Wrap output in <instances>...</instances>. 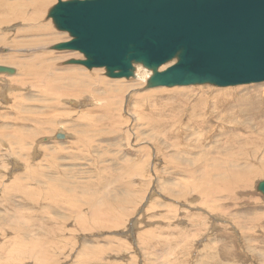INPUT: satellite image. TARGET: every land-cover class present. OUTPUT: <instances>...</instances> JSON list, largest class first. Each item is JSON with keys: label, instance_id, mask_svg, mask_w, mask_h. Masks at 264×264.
Segmentation results:
<instances>
[{"label": "rangeland", "instance_id": "374dc122", "mask_svg": "<svg viewBox=\"0 0 264 264\" xmlns=\"http://www.w3.org/2000/svg\"><path fill=\"white\" fill-rule=\"evenodd\" d=\"M52 1L44 17L52 33H38L37 25L29 27L20 18L1 24L0 40L10 43L0 45V56L49 55L54 58L45 60L49 80L74 87L87 102L44 95L43 88H35V75L0 63V264H264V196L257 190L264 172L254 173L248 189L246 175H230V186L216 184L229 178V168L257 171L253 161L233 165L234 159L245 163L251 153L255 163L264 162V83L190 86L177 94L159 93L167 87L149 84L129 89L142 82L110 78L104 68L70 65L85 59L79 52L47 50L72 40L48 16L59 0ZM4 2L10 10L23 7V0ZM20 10L24 15L26 10ZM52 38L56 41L43 43ZM17 41L39 43L17 50L11 45ZM35 63L40 67V60ZM62 75L71 81L64 83ZM123 86L128 90L123 107L106 113V93ZM144 90L156 93L130 101ZM230 92L238 101L228 113L230 124L224 121L228 130L217 124L199 132L187 128L194 105L215 94L228 101ZM236 126L250 129L233 133ZM249 134L257 143L246 149ZM16 135L25 139L23 145ZM76 138L84 144L77 146ZM218 185L220 192H212Z\"/></svg>", "mask_w": 264, "mask_h": 264}, {"label": "water", "instance_id": "95a60500", "mask_svg": "<svg viewBox=\"0 0 264 264\" xmlns=\"http://www.w3.org/2000/svg\"><path fill=\"white\" fill-rule=\"evenodd\" d=\"M50 18L72 40L47 50L79 52L70 64L110 78L140 65L155 89L264 83V0H60Z\"/></svg>", "mask_w": 264, "mask_h": 264}, {"label": "bare ground", "instance_id": "6f19581e", "mask_svg": "<svg viewBox=\"0 0 264 264\" xmlns=\"http://www.w3.org/2000/svg\"><path fill=\"white\" fill-rule=\"evenodd\" d=\"M22 1V0H21ZM26 1V0H25ZM49 1L50 0H28V3H27V1H26V4H24V0H23V3H21V2H18V3H21V5L23 4V7H20L19 9L17 8V9H14V6L12 7L11 5V8H13V9H11L10 10V7H9V2H7V3H9L8 5H7V3L6 2H4V0L2 1V0H0V25L1 24H9V23H11V22H16V23H18V21H19V18H20V21L22 22V23H24L25 25H30V24H35V25H37V27H33V28H37V30H36V32H38V33H41V34H46V35H48V34H51L52 33V28L50 27V22L49 21H46L45 20V15H46V10H47V8H48V5H49ZM52 1V0H51ZM60 1V0H59ZM59 1H58V3H59ZM17 2V1H16ZM53 2V1H52ZM64 2V1H63ZM5 3V4H4ZM58 3H54V4H58ZM15 5V7H16V5L17 4H14ZM20 5V4H19ZM20 5V6H21ZM27 5V6H26ZM55 5V6H56ZM50 6V5H49ZM54 6V7H55ZM17 7H18V5H17ZM51 7V6H50ZM53 7V8H54ZM53 8H51V10L53 9ZM20 9H23L22 11L24 12V9L26 10L25 11V14H26V12L27 11H29V12H31V13H27V15H22V14H20L19 13V11L21 12V10ZM49 10V9H48ZM50 10V11H51ZM22 13V12H21ZM2 14H4L3 16H2ZM19 14H20V16L22 17H20L19 16ZM48 16L50 17V12L48 13ZM48 20V19H47ZM52 22H53V20H52ZM54 23V22H53ZM55 25V24H54ZM34 26V25H33ZM30 27V26H29ZM32 30H34V29H32L31 28V31ZM28 31V30H27ZM26 31V32H27ZM31 31H28V32H31ZM25 32V31H24ZM34 32V31H33ZM27 34V33H26ZM3 39V38H2ZM54 38H52V39H50V40H48V41H46V42H44L43 41V43L45 44V43H48L49 41H52V42H54V41H56V40H53ZM57 39V38H56ZM9 44L10 42L9 41H7V39H4V40H0V45H5V44ZM39 42L37 41V42H35L34 44H38ZM34 44H29V45H27V44H23V43H21V42H16V43H13L12 42V47L14 48V49H17L18 50V48H26V47H29V46H31L32 47V45H34ZM23 45V46H22ZM40 47H43V46H40ZM39 47V48H40ZM46 47V46H45ZM45 47H43V48H45ZM29 50V49H28ZM5 57V59H2L3 58V56L1 57L0 56V63L1 62H4L5 64H7V65H9V64H16V65H18L19 67H20V69L22 70V73L23 74H25V75H28V74H30L29 76H33V75H35L34 77H35V80H36V83H35V88H36V90H39V89H41V88H43L44 89V95H49L50 96V93L51 94H54V95H58L60 98L59 99H61V98H65V99H67V100H72L71 102H87L86 101V99L82 96V95H80V94H77V93H75V89H74V87H70V86H68V87H64V86H61V85H58V84H54V83H52L50 80H49V73H50V67L48 66V65H45V60H46V58L47 59H54V58H51L49 55H46V54H44V55H36V56H33V57H24V58H20L17 54H10V55H6V56H4ZM63 57H66L67 58V56H63ZM63 57H58V56H55V58H63ZM19 60V61H18ZM37 60H40V64L41 65H39L40 67H36L35 65H36V63H35V61H37ZM84 60H86V58L84 59ZM84 60H80V61H84ZM66 64H68V63H66ZM70 64V63H69ZM69 64H68V66H69ZM3 65V64H2ZM64 65H65V63H64ZM71 65V64H70ZM61 66V65H60ZM66 66V65H65ZM82 66V65H81ZM65 68V67H64ZM74 70V69H73ZM73 70H69V71H73ZM136 71V70H135ZM6 72V71H5ZM93 72H97V73H100L99 71H93ZM1 73V72H0ZM7 73V72H6ZM33 74V75H32ZM150 74H151V72H149L147 69H145L144 67H141L140 65L138 66V70H137V73L135 74L134 73V76L132 77V79H131V82H135V81H141L142 82V84L141 83H136L135 85H132V86H130V88L129 89H133V88H135L136 89V87H138V89H140V88H143L146 84L148 85V82H149V76H150ZM151 78V77H150ZM59 79H61L64 83H69L70 81H71V79L72 78H70V77H68V76H66V75H62V76H60L59 77ZM122 83H120L119 85H121ZM125 89H127V86H123L122 88H120V89H118V92L117 93H115V90L114 91H109L108 93H106V98L109 100V103H108V106H107V108L105 109L106 110V113H109V110H110V107H117L118 106V104H121V106L123 107V98L124 97H126L125 95H127V92H128V90L127 91H124ZM138 89H136V90H138ZM152 89H154V88H152ZM201 89V88H200ZM134 90V89H133ZM132 90V91H133ZM161 90V89H160ZM188 90V88H185V87H183V88H178V87H175V88H166V89H164V90H161L159 93H161V92H166V93H170V92H173V94H177L178 92H180V93H182V92H186ZM230 90V89H229ZM47 92V93H46ZM50 92V93H49ZM144 92H145V90H144ZM226 92V91H225ZM132 93V92H131ZM136 94H135V96H133V97H131L130 96V98L132 99V100H130L131 102L133 101V100H135V103L136 102H140V101H143V100H148V97H145L147 94H150L151 93V95H155V91L153 90V91H147V93L145 92L144 93V95L143 94H139V95H137L138 93L137 92H135ZM222 93H223V90H222ZM134 94V93H133ZM230 94H231V98H229L228 99V101H225L224 99H223V95H221V94H215L213 97H208V99L207 98H203L199 103H197L196 105H194L193 107H192V113L190 114V116H188L190 119H189V121H188V123L186 124L187 125V128L188 129H194V130H197L198 132H199V130H204L205 128H211V129H213L214 127H215V125L217 124V125H220V129H222L221 131H224L225 129H227L228 130V128H227V125L225 124V122L224 121H228V123L230 124V122H229V112H232L233 110H235L236 109V107H237V101L238 100H234L233 99V95L234 94H232V92H230ZM53 95V96H54ZM48 97V96H47ZM15 99V98H14ZM47 99H49V98H47ZM57 100V99H56ZM52 101V100H51ZM119 101V102H118ZM125 101V100H124ZM129 101V100H128ZM54 102V101H53ZM75 104V103H74ZM86 104V103H85ZM57 105V104H56ZM76 105V104H75ZM111 105V106H110ZM54 108V107H53ZM137 109H141V106L140 105H138L137 106ZM215 113H216V115H215ZM231 117V116H230ZM248 117H250V116H248ZM216 118H218V120L217 121H220V122H217L216 121ZM253 118H255V117H253ZM27 119V118H26ZM25 119V120H26ZM87 119V118H86ZM92 119H96V118H92ZM14 120V119H13ZM232 120V119H231ZM92 121V120H91ZM90 121V117L87 119V122L88 123H90V125H88V126H91L92 128H94V125H93V123ZM94 122L96 121V120H93ZM160 121V120H159ZM233 121H235V120H233ZM253 121V120H252ZM33 122V121H32ZM87 123V124H88ZM96 123V122H95ZM162 123H164V122H162ZM191 123V124H190ZM234 123V122H233ZM263 123V122H262ZM80 124V123H79ZM160 125V122L159 123H157V125ZM236 124V123H235ZM256 124H258V125H261V122L260 123H256ZM234 125V124H233ZM237 125V124H236ZM245 125H246V123H245ZM31 126V125H30ZM84 126V125H83ZM87 127V126H86ZM91 127H87L88 129H90ZM96 127V126H95ZM161 127V126H160ZM82 128V127H81ZM159 128V127H158ZM157 128V129H158ZM218 128H219V126H218ZM217 128V129H218ZM37 129H38V127H37ZM41 129V128H40ZM231 129V128H230ZM239 129H241V131H243V130H246V132H249V129H250V127H248V126H246V127H242V126H236V128H233V133L234 132H236V130H239ZM91 130V129H90ZM79 131V130H78ZM83 130H81V132H82ZM155 131H159V130H156V127H155ZM17 132V131H16ZM157 132H156V134H157ZM245 132V133H246ZM264 132V131H263ZM200 133H201V131H200ZM204 133V132H203ZM202 133V134H203ZM16 134V133H15ZM224 134V132H222V135ZM230 133H228L227 135H229ZM236 134V133H235ZM243 134V133H242ZM243 135H245V134H243ZM247 135V134H246ZM250 136H248V137H246V138H249V139H246V149H247V146L249 147V145L251 146V145H254V142L255 141H252V138H254V140H255V136H251V134H249ZM259 135V134H258ZM218 136H220V135H218ZM236 136V135H235ZM240 136H241V133H240ZM1 137V136H0ZM63 137V135H61L60 137H58L57 136V139H60V138H62ZM182 137V136H181ZM225 137H227V136H225ZM81 138V137H80ZM83 138V137H82ZM82 138H81V141H82ZM235 138V137H234ZM236 138L238 139V137L236 136ZM15 141L17 142V143H19V144H22L24 141H25V139L23 138V137H19L18 135H16L15 136ZM63 139V138H62ZM227 139H228V137H227ZM231 139V138H230ZM229 139V140H230ZM86 140V139H85ZM228 140V141H229ZM234 141H236V140H234ZM10 142V141H9ZM76 142H78L77 143V146H80V145H82V144H84V141H83V143L82 142H80L77 138H76ZM1 143V142H0ZM89 143V142H88ZM202 143V142H201ZM226 143V142H225ZM228 143H230V141L228 142ZM255 143H257V142H255ZM259 143H263V141H260ZM2 144V143H1ZM11 144H13V142H11ZM74 144H76V143H74ZM233 144H235V143H233ZM23 145V144H22ZM231 145V144H230ZM227 146V145H226ZM20 147V146H19ZM22 147V146H21ZM74 147H75V145H74ZM235 147V146H234ZM242 147H244L243 145H242ZM263 147V146H262ZM261 147V148H262ZM239 148H241V147H239ZM254 149L256 148L255 146L253 147ZM211 149V148H210ZM215 149H217V148H215ZM214 149V150H215ZM225 149H227V148H225ZM237 149H238V145H237ZM244 149V148H243ZM243 149H241V151L243 150ZM245 149V150H246ZM257 149H260V148H257ZM212 150V149H211ZM235 150H236V148H235ZM234 150V151H235ZM249 151L251 150V149H248ZM195 151V150H194ZM227 151V150H226ZM237 151H239V150H237ZM258 151V150H257ZM259 151H261V150H259ZM213 152V151H212ZM212 152H209V153H212ZM221 152V151H220ZM246 152H248V151H246ZM215 153V152H214ZM235 153V152H234ZM248 153H250V152H248ZM235 154H237V153H235ZM239 154V153H238ZM243 154V153H242ZM251 154V153H250ZM250 154H246V158H244V157H242V158H244L245 159V163L244 162H238L237 160L235 161V159H234V163H233V165H237V164H240V163H242V164H248L249 162H250V160L251 161H253V163L255 164L254 166H255V170H257V171H253V170H245L246 172H242V171H244V170H241V169H232V170H230V168H229V166L227 167L226 166V169L227 168H229L228 169V177L229 178H224V179H221V180H218L217 182H216V184L217 183H219V184H222V185H224V183H227L228 182V180H230V175H232V177L234 178V179H237V178H239V177H241L242 175H246V180L244 181L245 183H246V188L248 189V186L250 185V182H253V180H252V176L254 175V173H258V174H262V172H264V162L262 163V166L261 165H259L258 163H255L254 162V160L252 159V158H250V157H252ZM230 155H232V154H230ZM9 156V155H8ZM7 156V157H8ZM228 156V155H227ZM240 157V156H239ZM230 158V157H229ZM232 159V158H231ZM226 160H227V157H226ZM240 160V159H239ZM241 160H243V159H241ZM262 160H264V159H262ZM217 161V160H216ZM215 161V162H216ZM218 161H220V160H218ZM221 162H223V160L221 161ZM221 162H219L220 164H221ZM251 163V162H250ZM249 163V164H250ZM219 164V165H220ZM224 164H225V162H224ZM231 164V163H230ZM219 165H216V166H219ZM226 165V164H225ZM211 166H212V164H211ZM232 167H235V166H232ZM219 168H220V166H219ZM221 168H222V166H221ZM223 168H224V165H223ZM208 169V168H207ZM223 171V170H222ZM224 173V172H223ZM221 174V173H220ZM222 177V176H221ZM221 177H219V178H221ZM188 179V178H187ZM252 180V181H251ZM231 181V180H230ZM229 181V183H227V184H225L226 186L227 185H231V183L232 182H230ZM54 183V182H53ZM259 184H260V182H259ZM258 184V185H259ZM222 185H221V187H222ZM20 186V185H19ZM212 186V185H211ZM215 186V185H214ZM226 186H225V188H226ZM22 187V186H21ZM213 187V186H212ZM218 187V188H217ZM216 187V189H214L213 190V188H212V192L213 191H216L217 192V190H219L218 192H220V187H219V185ZM231 187H233V186H231ZM224 188V187H223ZM20 189V188H19ZM22 189V188H21ZM257 190H258V186H257ZM24 191V190H23ZM26 193V192H25ZM215 193V192H214ZM133 194V193H132ZM106 196V195H105ZM209 196H210V194H209ZM229 197H231L232 198V196L230 195ZM228 197V198H229ZM205 199V198H204ZM35 200V199H34ZM230 201V200H229ZM214 208V207H213ZM212 208V209H213ZM218 211V210H217ZM216 211V212H217ZM24 216V215H23ZM17 217V216H16ZM19 218V217H18ZM21 220V219H20ZM215 250V249H214Z\"/></svg>", "mask_w": 264, "mask_h": 264}]
</instances>
